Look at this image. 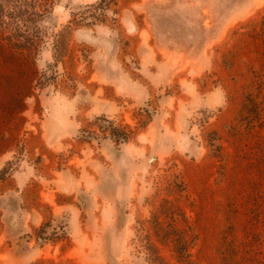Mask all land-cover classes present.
I'll return each mask as SVG.
<instances>
[{
  "label": "rangeland",
  "instance_id": "obj_1",
  "mask_svg": "<svg viewBox=\"0 0 264 264\" xmlns=\"http://www.w3.org/2000/svg\"><path fill=\"white\" fill-rule=\"evenodd\" d=\"M100 1L0 31V264H264V0Z\"/></svg>",
  "mask_w": 264,
  "mask_h": 264
},
{
  "label": "trees",
  "instance_id": "obj_2",
  "mask_svg": "<svg viewBox=\"0 0 264 264\" xmlns=\"http://www.w3.org/2000/svg\"><path fill=\"white\" fill-rule=\"evenodd\" d=\"M60 0H0V31L7 35V40L12 43L14 48L21 51H28L31 54H40L41 51L52 40L55 50L61 54L60 46L55 39H51V33L44 26L48 17L51 15L56 4ZM114 0H101L98 4L86 6L87 13H97L93 15V22H99L105 16L107 9L113 4ZM50 81L48 71H45L39 79L41 89L45 88ZM99 132L110 136L116 144H123L130 141V134L115 122L107 118L99 119L96 123ZM89 137L97 136L96 132H88ZM91 138V137H90ZM46 238L41 236L40 240ZM179 255L182 249L178 247ZM156 262V261H155ZM155 264H163V262Z\"/></svg>",
  "mask_w": 264,
  "mask_h": 264
}]
</instances>
